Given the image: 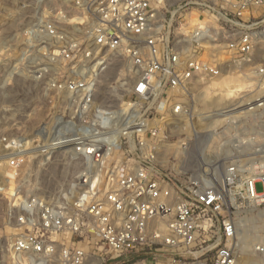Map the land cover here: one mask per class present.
<instances>
[{"label":"built area","instance_id":"2783aa9c","mask_svg":"<svg viewBox=\"0 0 264 264\" xmlns=\"http://www.w3.org/2000/svg\"><path fill=\"white\" fill-rule=\"evenodd\" d=\"M88 5L67 31L49 22L27 30L48 39L32 53L36 72L49 76L38 81L49 110L33 129L45 135L41 142L2 141L0 200L16 212L11 256L38 264H238L236 212L264 205V60L254 63L264 0ZM115 56L129 87L112 110L98 103L97 79ZM227 68L239 77L222 90L233 96L206 109L198 80ZM190 146L202 149L191 169ZM45 155L82 169L56 200L22 198L12 185L19 169ZM253 254L263 258L264 243Z\"/></svg>","mask_w":264,"mask_h":264},{"label":"rangeland","instance_id":"374dc122","mask_svg":"<svg viewBox=\"0 0 264 264\" xmlns=\"http://www.w3.org/2000/svg\"><path fill=\"white\" fill-rule=\"evenodd\" d=\"M88 2L89 0H82L81 6H78L75 0H0V149L4 139H30L37 135L41 142V136L45 137L36 134L33 129L36 124L47 121L48 92H45L44 83L38 81H48L49 76L36 72L34 65L39 57L37 54L33 57L32 51L33 46H45L43 42L47 43L48 39L40 41V38L30 36L27 30L41 22H49L59 31H67L71 27L70 23L81 22L88 16ZM254 57L255 64L263 62L264 39L256 47ZM111 59V64L97 79V93L98 103L113 110L117 109L126 94L129 80L121 57ZM235 72L234 68H227L222 70L219 77L205 76L198 80L202 81L198 89L202 87L201 91L205 92L198 98L201 100L204 96L202 100L206 109L219 107V104L226 103V99L233 96V93H228L226 97L222 90H232L238 84L239 77ZM119 81H127L128 85L121 86ZM201 150L192 149L191 146L188 148L185 158L190 169ZM81 169L82 165L62 155L51 156L49 159L47 155L36 157L29 165L19 169L18 177L12 185L22 198L56 200L70 190L75 182L74 177ZM4 185L7 187V183ZM255 189L261 192L262 184H257ZM15 216V211L8 213L7 202L0 200V264H23L22 261L28 264L29 261L22 256L12 257L9 252ZM235 216L237 227L239 222L244 223L254 238L249 244L248 254L237 250L239 263L264 264V257L257 258L253 254L255 245L264 243V205H245L238 209ZM240 234L237 228V245H240ZM26 260L28 261L25 262Z\"/></svg>","mask_w":264,"mask_h":264},{"label":"bare ground","instance_id":"6f19581e","mask_svg":"<svg viewBox=\"0 0 264 264\" xmlns=\"http://www.w3.org/2000/svg\"><path fill=\"white\" fill-rule=\"evenodd\" d=\"M231 83V81H229V84ZM230 87V86H229ZM204 97V96H203ZM203 97H201L200 99L202 100L203 99ZM198 100H199V98H198ZM263 124H264V121H263ZM237 228L240 230V232H241V234H240V238L238 237V242H239V244L240 245H237V243H236V249L238 250V252L240 251L242 254H248V252L250 251V246H249V244L252 242V240L254 239V238H252V235H250V230H248L247 228H246V225L244 224V223H242V222H239L238 223V227H237V225H236V223H235V240H236V237H237ZM20 257V256H19ZM16 258V257H15ZM17 259H18V257H17ZM16 259V260H17ZM20 260H24V259H21L20 258ZM19 260V261H20ZM29 260V261H28ZM28 260H26L25 262H27L28 261V264H38V261L36 260V259H28ZM16 262H18V261H16ZM23 262V264H24V261H22ZM20 264V263H19ZM22 264V263H21ZM27 264V263H26ZM238 264H240L239 263V257H238ZM250 264H256V263H250Z\"/></svg>","mask_w":264,"mask_h":264}]
</instances>
